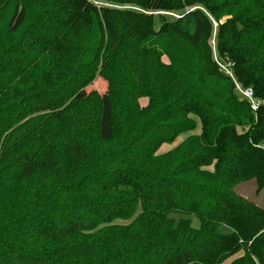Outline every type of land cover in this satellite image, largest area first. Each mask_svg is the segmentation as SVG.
Returning <instances> with one entry per match:
<instances>
[{
	"label": "trees",
	"instance_id": "1",
	"mask_svg": "<svg viewBox=\"0 0 264 264\" xmlns=\"http://www.w3.org/2000/svg\"><path fill=\"white\" fill-rule=\"evenodd\" d=\"M236 82L264 99V0H0V264H264Z\"/></svg>",
	"mask_w": 264,
	"mask_h": 264
},
{
	"label": "rangeland",
	"instance_id": "2",
	"mask_svg": "<svg viewBox=\"0 0 264 264\" xmlns=\"http://www.w3.org/2000/svg\"><path fill=\"white\" fill-rule=\"evenodd\" d=\"M165 17L169 22H173L177 18H179L180 16L178 17L175 15H165ZM155 22H156V26L158 28L160 26V19H159L158 15H156V17H155ZM212 47H213L214 57H215V59H217V52H216L214 39L212 40ZM90 91H97L98 93H100L102 98L105 99L107 97V84L102 79H100V80L98 79L95 83H93V85H91L89 87V89L86 90V93H89ZM105 100L107 101V98ZM146 104H147V100H141L142 106H145ZM107 108L108 107L105 105L106 111H107ZM105 115H107V114H105ZM106 118H107V116L105 117V119ZM195 134H200V130L198 129ZM179 140L180 141L184 140V137H180ZM179 140H178V142H179ZM171 147L172 146H170V145H166L164 150L161 151V153L167 152V150H169V148H171ZM254 183L255 182L251 181V182L242 184V185H240V187L237 188V191L239 193H242L249 200L251 199V201L253 200L254 202H256V203H258L264 207V191H262L259 196H256V193H255V189H256L255 185L256 184H254ZM242 254H243V252L238 254L236 257H234L228 261H225L223 264H229L232 260L241 256Z\"/></svg>",
	"mask_w": 264,
	"mask_h": 264
},
{
	"label": "built area",
	"instance_id": "3",
	"mask_svg": "<svg viewBox=\"0 0 264 264\" xmlns=\"http://www.w3.org/2000/svg\"><path fill=\"white\" fill-rule=\"evenodd\" d=\"M227 75L233 77L232 72L229 70L230 68L226 69V67H223ZM236 89L239 95L249 103L250 108L253 112H258L260 109H264V99H259L255 97L254 92L252 89H243L239 83L236 82Z\"/></svg>",
	"mask_w": 264,
	"mask_h": 264
}]
</instances>
